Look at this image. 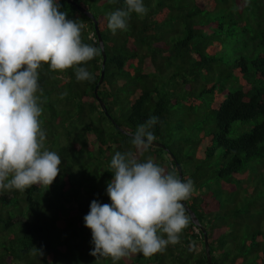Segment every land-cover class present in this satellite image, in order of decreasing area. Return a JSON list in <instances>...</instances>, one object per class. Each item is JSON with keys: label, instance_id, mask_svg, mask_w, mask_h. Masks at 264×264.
<instances>
[{"label": "trees", "instance_id": "1", "mask_svg": "<svg viewBox=\"0 0 264 264\" xmlns=\"http://www.w3.org/2000/svg\"><path fill=\"white\" fill-rule=\"evenodd\" d=\"M76 1L98 31L68 0L61 11L84 23L83 41L101 49L82 65L94 78L77 81L74 68L39 70L45 148L60 155L62 170L50 186L0 194V264H112L90 255L83 218L93 199L111 203L117 151L152 158L178 177L181 165L195 185L184 202L207 231L213 264H264V0H144L147 15L133 14L128 30L115 34L107 16L123 0ZM150 116L159 118L152 131L168 150L131 144L127 132ZM186 214L179 243L119 264H209L204 233Z\"/></svg>", "mask_w": 264, "mask_h": 264}, {"label": "clouds", "instance_id": "2", "mask_svg": "<svg viewBox=\"0 0 264 264\" xmlns=\"http://www.w3.org/2000/svg\"><path fill=\"white\" fill-rule=\"evenodd\" d=\"M123 4L107 16L113 34L127 31L133 14L148 13L144 0ZM85 27L61 11L60 0H0V194L50 186L61 172L60 155L45 148L39 70L44 65L52 71L74 68L77 81H91L93 74L82 65L101 49L83 41ZM158 122L150 116L137 127L131 140L137 152L157 139L152 129ZM110 169L106 194L111 203L93 199L83 218L94 245L90 255L119 264L132 254L149 257L179 243L189 224L183 202L195 192L194 182L152 158L138 159L133 151H117ZM32 252L43 256L42 248L34 246Z\"/></svg>", "mask_w": 264, "mask_h": 264}, {"label": "water", "instance_id": "3", "mask_svg": "<svg viewBox=\"0 0 264 264\" xmlns=\"http://www.w3.org/2000/svg\"><path fill=\"white\" fill-rule=\"evenodd\" d=\"M68 1L70 3H73L74 5L78 6V8L80 10H82L83 12L88 14L94 20L95 25H96V29L98 31V23H97V19L94 17V15L91 12L87 11L85 8H83L80 4H78V2L76 0H68ZM99 38L101 39L100 33H99ZM101 46H102V53H103L104 58H103V63H102L103 69H102L101 78H100V81H99L100 84L103 82L104 77H105V66H106V61H107L105 48H104V44H103L102 40H101ZM98 89H99V85L97 86L96 93L98 92ZM97 97L99 99V102H100L102 108L104 109V111H106V109H107L106 104L99 98L98 95H97ZM121 130L124 131V132H127V131H125L122 128H121ZM127 133L130 134V135H133V133H131V132H127ZM152 144L168 150V148H166V145L164 143L160 142V141L155 140V141H153ZM177 165H178V169H179V177L183 179L182 167H181V165L179 163ZM184 205H185V208L187 210H189L194 224L199 226L201 228V230L203 231V233H204L208 262H209V264H213L212 255H211V252H210V246H209V242H208V238H207V231L204 228V226H202V224L200 223V221H199L196 213L194 212V210L192 208H190L189 205L186 202H184Z\"/></svg>", "mask_w": 264, "mask_h": 264}, {"label": "rangeland", "instance_id": "4", "mask_svg": "<svg viewBox=\"0 0 264 264\" xmlns=\"http://www.w3.org/2000/svg\"><path fill=\"white\" fill-rule=\"evenodd\" d=\"M180 119H181V117H180V110L177 109L176 112L174 113V115L172 116L171 120H169V122L171 124L170 125L171 126V130H173V134H174L173 136L174 137L177 135V132L175 130V125L178 124V121L177 120H180ZM189 125H191L190 122L189 123H186L185 129H184L186 133H188V127H189ZM233 134H231V135H233Z\"/></svg>", "mask_w": 264, "mask_h": 264}]
</instances>
